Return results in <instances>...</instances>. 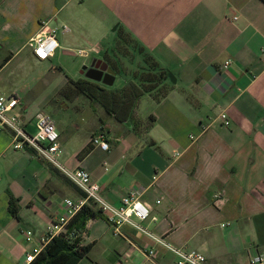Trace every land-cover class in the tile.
<instances>
[{
    "label": "crops",
    "instance_id": "obj_1",
    "mask_svg": "<svg viewBox=\"0 0 264 264\" xmlns=\"http://www.w3.org/2000/svg\"><path fill=\"white\" fill-rule=\"evenodd\" d=\"M45 20L58 29V54L76 57L81 70L113 58L122 29L174 74L165 95L146 93L147 116L155 120L142 130L95 111L84 97L74 120L56 123L61 163L85 168L115 205L136 192L158 217L145 222L153 232L203 252L209 264H251L264 255V1L0 0V49L8 52L0 94L19 96L15 113L30 133L36 114L46 112L30 107L45 101L26 99L18 71L26 60L46 64L57 55L39 60L29 45ZM21 56L22 68L8 70ZM81 70L56 90L84 76ZM101 133L107 150L92 141ZM66 197L84 193L33 148L15 149L11 132L1 131L0 264L25 258L64 211ZM25 229L35 232L34 242ZM83 244L91 247L78 264H177L173 251L129 225L116 235L104 213L88 222Z\"/></svg>",
    "mask_w": 264,
    "mask_h": 264
},
{
    "label": "built area",
    "instance_id": "obj_2",
    "mask_svg": "<svg viewBox=\"0 0 264 264\" xmlns=\"http://www.w3.org/2000/svg\"><path fill=\"white\" fill-rule=\"evenodd\" d=\"M57 35L58 29L51 27L49 20L43 21L42 30L29 41L34 55L39 60H46L55 55L59 48ZM20 102L17 95L0 94V132L4 130L11 132L15 149L34 148L40 156L57 166L84 193V197L78 200L66 197L63 200L64 211L50 220L47 231L38 237V242L27 251L25 258L17 261L16 264H31L54 236L66 231V226L72 217L89 201H93L106 215L116 235L121 234L123 226L129 225L173 251L177 256V264H209L203 252L183 250L153 232L145 222L148 220L155 222L158 217L152 214L151 205L142 200L136 192L123 196L121 202L115 205L103 195L101 185L92 179L91 174L85 168L71 169L63 165L59 160L63 152L61 137L54 118L47 112L37 113L36 131L30 133L26 130L21 117L15 113V108ZM220 117L226 126L230 125L231 121L226 111L221 112ZM92 141L104 150L110 147L103 133L94 136ZM23 234L29 242H34L36 239L32 229L23 230ZM74 236H80L83 243L85 231ZM149 252L151 255L154 254L153 249ZM251 264H264V255L256 254L251 259Z\"/></svg>",
    "mask_w": 264,
    "mask_h": 264
},
{
    "label": "rangeland",
    "instance_id": "obj_3",
    "mask_svg": "<svg viewBox=\"0 0 264 264\" xmlns=\"http://www.w3.org/2000/svg\"><path fill=\"white\" fill-rule=\"evenodd\" d=\"M114 26L111 27V29H113ZM112 37H114L113 34L109 36V39ZM147 55L150 54L144 49L141 50L140 46L137 45V43L128 33L122 32L120 35H118L115 38V43L113 44L114 57L109 58L110 62H116L118 67L117 70L119 72L113 87H120L131 80L137 81L136 75L140 76L142 73L144 74H142L141 77H146L147 69L150 68V63L146 62ZM7 56L8 52L0 49V64L6 60ZM22 60H24L22 56L14 60L9 66L8 70L22 68L21 66L24 65ZM76 60V57L70 55L61 56L58 54V50L57 55L54 58H51L46 64H35L36 61L29 62L26 60V64L23 66L21 71H18L20 76L25 78L26 82L24 85H28V91L25 97L28 100L36 96V98L40 99L41 101H45L43 105L32 103V106L34 107L31 106L30 108H33L34 111L37 110V108L38 110L45 109V111L48 113H50L48 111L50 110L56 123L60 122L61 118L64 122H71L74 120L76 111L81 109L84 96L72 95L71 97H64L65 93L64 95H61L59 93L60 89L56 90V86H60L62 80L66 76L75 77L80 74L79 72L81 68L75 63ZM49 65L50 67L53 66L51 74L49 69L47 70V66ZM31 84H34L33 89H31ZM153 84L158 85V87H156L151 95H153L155 98H159V96L163 93L165 84H163L161 81H157L152 82L150 85ZM145 95L140 98L136 112L131 119V122L134 124V126L140 130L147 128L148 122L150 120L149 115L147 116L149 107ZM97 107H99V110L101 109L100 112L105 114L106 110L103 106L97 105ZM85 127V124H80L78 129L84 130ZM35 131L36 130L34 129L32 132L35 133ZM59 160L61 162V158Z\"/></svg>",
    "mask_w": 264,
    "mask_h": 264
},
{
    "label": "trees",
    "instance_id": "obj_4",
    "mask_svg": "<svg viewBox=\"0 0 264 264\" xmlns=\"http://www.w3.org/2000/svg\"><path fill=\"white\" fill-rule=\"evenodd\" d=\"M122 32V29L117 31L119 35ZM140 49L144 48L140 47ZM146 62L150 63L146 77H141L144 73L140 76L136 75L137 81L131 80L120 87H113L81 76L78 79L69 78L59 93L61 95L65 93L64 97L84 96L91 102L95 111H97V105H101L118 121L131 122L140 98L146 93H152L158 87V85L150 84L157 81L165 84L163 93L160 95L163 96L172 85L170 78H174V74L162 67L154 57L147 55ZM110 63L117 70L116 62ZM154 120L155 116L151 115L149 122L152 123ZM88 149L86 148L83 153H86ZM97 217H103V212L93 201H89L72 217L66 226V231L54 236L31 264H78L89 252L91 245L83 244L80 236L75 237L74 235L85 231L88 222Z\"/></svg>",
    "mask_w": 264,
    "mask_h": 264
},
{
    "label": "water",
    "instance_id": "obj_5",
    "mask_svg": "<svg viewBox=\"0 0 264 264\" xmlns=\"http://www.w3.org/2000/svg\"><path fill=\"white\" fill-rule=\"evenodd\" d=\"M81 73L88 79L101 82L108 86H113L117 78L116 71L103 59L94 60L89 66L85 65ZM170 80L174 81L173 78H170Z\"/></svg>",
    "mask_w": 264,
    "mask_h": 264
},
{
    "label": "flooded vegetation",
    "instance_id": "obj_6",
    "mask_svg": "<svg viewBox=\"0 0 264 264\" xmlns=\"http://www.w3.org/2000/svg\"><path fill=\"white\" fill-rule=\"evenodd\" d=\"M108 62V64H109V66H111L112 68H113V66L111 65V63L109 62V61H107ZM114 69V68H113ZM115 71H116V73H117V76H118V72H117V70L116 69H114Z\"/></svg>",
    "mask_w": 264,
    "mask_h": 264
}]
</instances>
